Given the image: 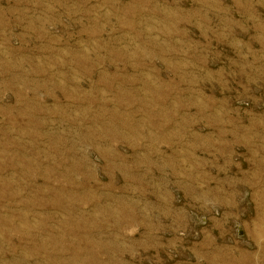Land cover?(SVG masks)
Listing matches in <instances>:
<instances>
[{
	"label": "rangeland",
	"instance_id": "1",
	"mask_svg": "<svg viewBox=\"0 0 264 264\" xmlns=\"http://www.w3.org/2000/svg\"><path fill=\"white\" fill-rule=\"evenodd\" d=\"M0 264H264V0H0Z\"/></svg>",
	"mask_w": 264,
	"mask_h": 264
}]
</instances>
